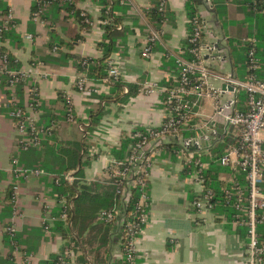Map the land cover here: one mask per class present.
I'll use <instances>...</instances> for the list:
<instances>
[{
    "label": "crops",
    "instance_id": "crops-1",
    "mask_svg": "<svg viewBox=\"0 0 264 264\" xmlns=\"http://www.w3.org/2000/svg\"><path fill=\"white\" fill-rule=\"evenodd\" d=\"M6 1L12 20L17 21L16 31L21 35L22 43L13 45L0 42V45H4L22 63L21 70L28 74V80L34 81L45 103L43 108L60 117L62 94L73 107L74 121L69 116L65 121L57 119L55 138H50L41 149H20V137L6 105L8 96L3 84L0 53V264H44L53 254L64 250L71 255L66 264H114L122 257L119 241L122 222L120 209L116 210L117 219L107 229V224L98 219V214L81 236L76 230L63 236L61 230L56 229V221L48 230L44 225L46 206L58 212L63 199H66L63 197L59 200L53 193L56 174L16 177L13 171L14 158H18L20 166L28 168H35L42 163L65 166L68 158L61 148H70L69 141L76 140L78 132L74 128L75 122L81 120L78 129L84 131L80 125L89 118L88 111L97 102V94L110 91V86L94 78H91L92 85L100 89L98 93L80 91L76 87L79 72L75 61L66 60L64 64L59 57L60 51L93 58L102 55L98 47L104 34L100 23L101 7L93 0L79 1L78 6L91 17L90 27L78 26L83 39L75 43L73 48L59 43V50H51L48 43L55 35L63 42L69 41L66 28L76 25L74 18L65 20V13H61L54 20L41 16L35 19L32 15V0ZM186 1L167 0L166 19L160 29L151 24L147 16V11L157 7L159 0L127 1L139 21L131 27L134 32L122 38V48L113 55L118 60L122 79L137 84L139 88L138 93L127 102L114 101L107 105L108 113L93 136L88 138L89 154L80 182L91 185L92 194L102 195L111 183L109 165L114 158L111 151L119 146L121 138L135 128L159 126L165 119L164 93L158 89L151 93L139 89L145 82L168 86L178 76L176 57L182 54L183 42L190 35ZM197 1L199 14L207 22L205 40L217 39L219 47L227 53L222 70L243 76L244 67L239 65L245 55L230 48L226 36L234 33L232 36L240 37L250 27L264 31V17L258 22L252 19L250 25L243 10L245 5H241L240 0ZM217 6H226L227 13L220 17ZM3 20L0 10V23ZM129 23L132 24L131 21ZM153 29L160 32V37L153 44L150 56L146 57L143 48ZM26 34H30L31 38ZM28 91L26 87V104ZM27 111L38 120L43 113L42 106L34 109L28 107ZM202 111L205 114V110ZM174 146L176 142H168L150 167L149 218L135 242L139 264H243L247 235L243 236L239 230L245 228L235 226L220 215H227L226 211H217L219 215L214 212L204 217L196 212L193 206L196 188L186 179L184 165L176 155ZM74 171L67 174L71 175ZM124 199L123 196L122 203ZM83 207L85 210L92 208L93 211L95 206L87 203ZM11 226L15 228L13 233L8 231ZM82 256L86 262L81 260Z\"/></svg>",
    "mask_w": 264,
    "mask_h": 264
},
{
    "label": "built area",
    "instance_id": "built-area-1",
    "mask_svg": "<svg viewBox=\"0 0 264 264\" xmlns=\"http://www.w3.org/2000/svg\"><path fill=\"white\" fill-rule=\"evenodd\" d=\"M131 0H121V2ZM167 0H160L158 10L166 13ZM46 6V5H45ZM42 9L35 11L33 17L38 19ZM10 11L8 20H12ZM91 24V21L87 19ZM189 22L193 24V31L189 35L191 58L178 55L176 63L179 74L173 84L168 86L143 83L139 91L154 92L156 89L164 93L163 104L166 110L164 121L156 127L135 128L129 136L137 139L131 155L124 161L110 160V177H121L127 186L124 197L129 195V187L138 188L141 192L138 203V217L135 223L128 222L126 232L120 239V246L124 243V251L128 264H139L136 250V239L144 230L149 218V174L152 161L161 154L168 142H176L175 153L184 165L186 179L196 188L197 196L193 206L198 214L217 213V206L222 204L217 191L211 186L206 171L213 158L212 149L217 143L229 138L231 141L225 147L218 162L222 170L218 173L221 183V196L224 206L231 209V214L223 217L230 220L235 226L245 228L247 235L246 257L243 264H264V244L261 242L259 227L264 224V78L260 76L263 69L258 56V37L246 36L241 41L247 48L244 75L238 76L234 72H224L223 64L227 60V53L219 47L217 39L205 40L207 22L201 16ZM107 24L108 19L100 21ZM122 25L118 26L121 29ZM31 38L30 34H26ZM160 32L153 29L144 48L143 54L150 56L153 44L159 39ZM5 61V59H2ZM109 75L102 81L109 86L111 77H121L118 60L114 55L107 60ZM12 78L6 90L9 96L6 102L10 108L20 137V149L29 150L42 143L41 131L37 127L35 117L28 114L27 108H37L41 105V98L37 88L30 89L31 99L24 107H19L20 98L16 94L17 86L21 81H27L28 74L20 70L10 71ZM76 86L82 92L100 91L92 85V79L86 72L78 73ZM128 88L125 87V92ZM205 99L215 102L214 113L210 119L205 117L201 110ZM69 119L74 120V114L69 113ZM88 125H80L84 130ZM231 128V129H229ZM143 129V130H141ZM14 175L23 177L28 175H49L41 168H28L19 165L18 158H14ZM121 165L125 167L123 170ZM65 178L71 182L74 177L67 174ZM59 178L56 179V183ZM15 197V195H14ZM64 207L59 215L53 214V208L46 206L47 216L44 225L48 230L50 225L62 220L69 224V210L72 203L62 201ZM117 210V209H116ZM116 210H103L98 219L115 221ZM215 214V213H214ZM219 215V212L217 213ZM13 233V226L8 228ZM69 255V253H68ZM123 256V253H122ZM61 259L60 264H66ZM89 264V263H87Z\"/></svg>",
    "mask_w": 264,
    "mask_h": 264
},
{
    "label": "trees",
    "instance_id": "trees-1",
    "mask_svg": "<svg viewBox=\"0 0 264 264\" xmlns=\"http://www.w3.org/2000/svg\"><path fill=\"white\" fill-rule=\"evenodd\" d=\"M79 1L81 0H32V15L35 11L42 9L41 17L43 19L54 20V18L59 17L61 13H65V16L63 17L65 20L73 17L76 21L75 26L68 25V28H66V35L69 38V41L63 42L58 38V36L56 37L55 35V37L52 38L48 43L49 49L59 50V43H64L69 48H73L75 43H78L83 39L79 29L83 27L89 28L90 23L87 22V19L91 21V17L87 12L78 6ZM93 1L101 7V20L108 19L107 24H101L102 28L104 29V34L102 40L98 42V47L102 50V55L98 58H93L90 56H81L75 53L60 51L59 57L64 64L66 63V60H74L79 73L86 72L90 78H94L95 80H103L109 75V65L107 60L113 55V53L118 52L122 48V38L134 32L131 27L138 23L139 18L132 13V6L129 2L125 1L122 3L121 0ZM240 4L245 5L243 10L246 11V18L249 20L247 22L250 25L252 23V19H255L254 21L258 22L260 18L264 17V0H240ZM226 9V6H217L216 8L220 17L227 13ZM0 10L4 16V20L0 23V42L2 44L9 42L13 45H21L22 37L16 31L17 21L9 20L7 23L5 22L8 20V15L10 13V6L6 0H0ZM186 12L189 20L195 17H200L201 15L199 14L198 1L187 0ZM147 16L150 19V23L154 24L158 29H160L166 19V13L158 10V6L147 11ZM130 21L132 24L129 23ZM125 22H127V24H125ZM119 25H122L121 29H118ZM78 26L80 28H78ZM189 31L190 34L193 31L192 22H189ZM242 33L243 34L240 37L232 36L235 35L234 33H232L231 36H226L229 46L237 52H243L245 56L241 60L242 62L239 66H243L245 68L247 48L242 44V37L252 35L258 37L259 44L257 47V52L263 66V69L260 71V76L264 78V31H262L261 28L250 27L245 29ZM181 49L182 54L179 55L185 56L186 58L192 57V54L189 51V37L185 39ZM0 53L1 58L5 59V61H3L2 77L3 84L6 87L9 83V80L12 78L10 71L20 70L22 63L10 51H8L4 45H0ZM109 86L110 91L107 94H97V102L88 111L89 118L87 121H85L88 122V125L85 127L84 131H80L78 129V123L81 120H77L75 122L74 128H76L78 132L76 140L69 141V144L71 145L70 148H61L64 152V155L68 158L65 166L58 165V167H56L57 165L47 163H42L39 166H35V168L44 169L47 173L56 174L53 179L54 195H56L57 199L59 200L65 197L68 204H73V208L69 210V221L71 222V225L68 224L64 228V225L66 224L65 222L62 220H57L55 222L56 229L61 230L63 236L68 233L72 234L73 230L78 231L79 235L81 236V234L84 233L86 229H88L89 223L94 218H97L98 214L102 210H121L122 222L120 225L119 241L122 235L126 232L127 223H135L137 221L138 203L141 195V192L138 188L129 187V195L122 203L121 199L124 195V192L127 190V186L121 177L112 178L111 183L105 188V191L102 195L92 194V186L82 184L80 182L81 178L84 177V167L86 163L85 159L89 154L88 138L93 136L94 132L101 125L104 115L108 113V109L106 108L107 105L114 101L127 102L131 96H134L138 93L139 88L137 84L130 82L128 83L123 80L122 77L116 79L111 77ZM26 87L28 90L37 88L32 79L21 81L18 84L16 94L20 98V103L18 104L19 107H24ZM125 87L128 88L127 92H125ZM36 92L38 93V90ZM6 93L9 96V91L6 90ZM31 96L32 95H29V101ZM60 101H62L63 106L61 109L62 115L59 117L54 115L51 110L43 108L45 103L41 100V105L37 108L42 106L43 113L40 116V119L37 121V127L41 131L43 140L40 146L31 147L29 150L41 149L43 146H46L50 138H55L58 121L57 119H61L63 121L66 119L68 120L70 110L74 114L72 105L62 94H60ZM58 102L59 101H55L54 103ZM230 141L231 140L229 138H225L224 141L217 143V145L212 149L213 158H211L210 167L206 171V175L210 180L211 186L217 191L219 195L218 198L222 201V204L217 206L216 210L219 212L226 211L228 215L231 214V209L224 206L223 204V197L221 196V183L218 181V173L222 170V167L217 160L222 155L225 147ZM136 143V138H133L129 135L123 136L120 140L119 146L112 149V157H114L118 162H124L133 152V148ZM79 165L81 168L76 173L74 181L69 183L65 178L66 174L71 170H77ZM124 167V165H121L120 168L123 170ZM58 178L59 182L56 183V179ZM87 203H91L93 206H95L93 207V211L92 208L85 210L83 206ZM63 208L64 207L61 206L59 211L53 212V214L59 215ZM103 222L107 224L106 229L108 225L110 226L114 223V221ZM79 226L80 230H78ZM239 231L243 236H246L245 229H240ZM258 231L261 242L264 244V224L259 227ZM73 239L77 243L76 239ZM77 244L79 245V243ZM120 249L123 253V256L120 259H117L114 264H128L124 251V243L121 244ZM70 256L71 255H68V252L64 250L62 253L53 254L49 260L44 262V264H60L62 262L60 258H63L66 260V262H69ZM81 260L86 262L84 256L81 257Z\"/></svg>",
    "mask_w": 264,
    "mask_h": 264
},
{
    "label": "rangeland",
    "instance_id": "rangeland-1",
    "mask_svg": "<svg viewBox=\"0 0 264 264\" xmlns=\"http://www.w3.org/2000/svg\"><path fill=\"white\" fill-rule=\"evenodd\" d=\"M214 106H215V102L213 100L205 99L201 107V110H205V117H202V119H205V118L210 119L212 117L214 113Z\"/></svg>",
    "mask_w": 264,
    "mask_h": 264
},
{
    "label": "water",
    "instance_id": "water-1",
    "mask_svg": "<svg viewBox=\"0 0 264 264\" xmlns=\"http://www.w3.org/2000/svg\"><path fill=\"white\" fill-rule=\"evenodd\" d=\"M80 169V166L78 167V169L76 171H74L71 175L74 176L76 175V173L78 172V170Z\"/></svg>",
    "mask_w": 264,
    "mask_h": 264
}]
</instances>
